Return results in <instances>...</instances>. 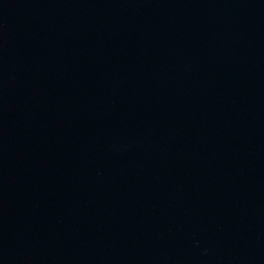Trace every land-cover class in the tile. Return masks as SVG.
<instances>
[{"label": "water", "instance_id": "1", "mask_svg": "<svg viewBox=\"0 0 264 264\" xmlns=\"http://www.w3.org/2000/svg\"><path fill=\"white\" fill-rule=\"evenodd\" d=\"M0 264H264V0H0Z\"/></svg>", "mask_w": 264, "mask_h": 264}]
</instances>
